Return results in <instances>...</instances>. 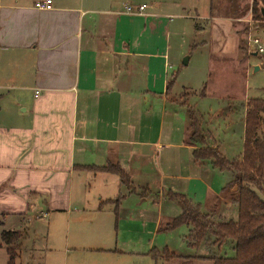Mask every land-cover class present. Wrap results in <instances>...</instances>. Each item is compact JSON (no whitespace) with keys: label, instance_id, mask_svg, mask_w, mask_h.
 I'll list each match as a JSON object with an SVG mask.
<instances>
[{"label":"crops","instance_id":"crops-1","mask_svg":"<svg viewBox=\"0 0 264 264\" xmlns=\"http://www.w3.org/2000/svg\"><path fill=\"white\" fill-rule=\"evenodd\" d=\"M44 1L0 0V230L28 231L26 240L43 224L46 242L105 248L104 264L111 256L184 264L151 255L197 254L185 243L187 227L169 229L181 215L169 193L215 222L239 215L232 175L194 158L190 110L203 120L216 114L207 125L212 148L234 161L244 151L248 102L241 113L194 105L176 45L182 28L193 20L200 33L205 21L220 44L215 53L225 55L233 18L218 17L213 0H52V10L37 9ZM225 4L226 15L237 14L243 0ZM127 5L147 8L131 14ZM185 92L193 109L171 100ZM111 166L126 180L100 170Z\"/></svg>","mask_w":264,"mask_h":264},{"label":"rangeland","instance_id":"rangeland-1","mask_svg":"<svg viewBox=\"0 0 264 264\" xmlns=\"http://www.w3.org/2000/svg\"><path fill=\"white\" fill-rule=\"evenodd\" d=\"M225 2L226 0H213V3L217 4L216 8L218 10L221 8L219 13H217L218 17L220 16L227 20L231 17L233 18L228 20L231 25L230 31L232 35L225 32L226 38L224 39L225 44L222 51L225 52V55L215 53L220 44L215 43V40L208 35L212 31V25H209V22L197 21L199 24L197 26L201 29L205 28V32L197 33L192 20L186 28L180 30L182 36L177 40L178 54L176 55V63L179 66V70H181L179 79L181 85L198 95L194 97V105L195 101H197L202 105H209L211 110H215L218 104L222 107H238V113H241L248 100L264 99V53L255 56L257 49L250 42L251 39L258 38L264 48V21H258L260 20V15H262V9H264V0H243L242 7L239 5L241 8L238 13L230 12L228 15L225 14ZM245 5H249V7L244 14L242 9ZM253 9H256L258 13H254ZM235 40L237 43H235ZM209 42H213V46ZM186 58H189V63L184 66L183 61ZM210 60L211 63L209 62ZM257 67H261V69L256 71ZM204 94L207 95L200 98ZM190 99L191 93L189 92H185L179 97H171V100L178 105L187 108H190L188 106ZM218 99L221 101H218ZM203 107L201 108L203 109ZM223 113L225 111L220 113L221 116ZM195 115L202 125L203 132H208L210 135L207 125L214 122L217 117L216 114L202 115L204 120L198 112H195ZM203 121L205 122L204 124ZM192 124L191 120V133L194 131ZM37 225L31 227L29 239L24 240L23 249L22 252L18 253L19 258L16 264H104L109 261L108 253H106V250H102L105 248L99 247L98 244L90 242V244L85 242H60L59 240L46 242L45 236L49 234L46 231L47 227L42 226L43 224L39 225V223ZM1 234L2 230H0V243ZM25 235H28V231H25ZM231 251V249L225 248L224 254L230 257L233 255ZM206 253L208 252L206 251ZM158 256L159 258L163 257L160 253ZM111 258L116 260L113 264H133L134 262L132 259H129L130 261L124 259L125 257L123 256H119V258L111 256ZM9 259L6 248H0V264H8ZM163 263L165 262L163 261ZM192 264L211 263L200 261Z\"/></svg>","mask_w":264,"mask_h":264},{"label":"trees","instance_id":"trees-1","mask_svg":"<svg viewBox=\"0 0 264 264\" xmlns=\"http://www.w3.org/2000/svg\"><path fill=\"white\" fill-rule=\"evenodd\" d=\"M253 11L258 13L256 9ZM259 19L264 21L262 15ZM193 111L190 110L194 130L190 140L197 147L194 158L201 162L208 161L214 168L232 175L233 182L229 185H236L239 193L238 220L215 222L186 196L169 193L168 199L181 209V215L169 229L187 227L189 235L185 243L197 254L180 257L165 251L162 260H181L184 264L200 261L211 264H264V99H253L247 103L244 151L241 159L234 161L227 160L217 148H212L213 139L208 132H203ZM100 170L118 174L126 180V174L117 166ZM24 240L22 232H2L0 248H6L10 258L8 264H16ZM225 248L231 249L234 256L223 254ZM204 249L208 253L198 255ZM151 255L158 260L156 251Z\"/></svg>","mask_w":264,"mask_h":264},{"label":"built area","instance_id":"built-area-1","mask_svg":"<svg viewBox=\"0 0 264 264\" xmlns=\"http://www.w3.org/2000/svg\"><path fill=\"white\" fill-rule=\"evenodd\" d=\"M36 8L39 9V10H47V11H50L53 9V3H52V0H46L42 3H37L36 4ZM147 6L146 5H142V6H139V7H133L131 5H127L125 6V10L127 13H143L145 10H146ZM251 42V45L253 44L256 49H257V52L262 54L264 53V48L262 47L261 45V42L258 38H255V39H251L250 40Z\"/></svg>","mask_w":264,"mask_h":264},{"label":"water","instance_id":"water-1","mask_svg":"<svg viewBox=\"0 0 264 264\" xmlns=\"http://www.w3.org/2000/svg\"><path fill=\"white\" fill-rule=\"evenodd\" d=\"M262 15L264 16V9H262ZM188 63H189V58H186V59L183 61V65H184V66H187ZM258 70H259V68L257 67V68H256V71H258Z\"/></svg>","mask_w":264,"mask_h":264}]
</instances>
